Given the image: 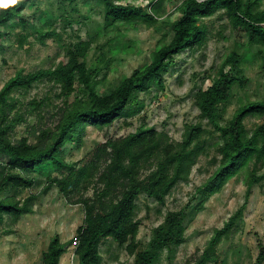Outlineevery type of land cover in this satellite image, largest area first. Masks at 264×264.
<instances>
[{"label": "rangeland", "instance_id": "1", "mask_svg": "<svg viewBox=\"0 0 264 264\" xmlns=\"http://www.w3.org/2000/svg\"><path fill=\"white\" fill-rule=\"evenodd\" d=\"M113 1L142 6L145 12H149L150 5L156 0ZM179 1L163 0L162 13L155 24L117 23L108 27L105 26L104 6L98 0H77L71 4L58 0H30L21 12L27 20L25 28L20 24L11 29L0 27L3 34L0 36V88L18 72L25 74L55 68L66 61L69 47L80 40H90L87 63L95 70L100 67L96 71V88L101 93L106 92L133 68L147 61L163 34L170 36L169 17L177 16L172 13ZM259 5L264 7V0H260ZM15 21L17 23V17ZM44 21L52 24L56 35L41 39L36 29H50L48 25L43 26ZM203 21L208 30L206 44L175 55L173 63L163 73V87L137 94L136 102H140L141 107L132 104L128 115L108 127L84 129L81 144L77 146L73 142L66 147V160L80 161L97 143L125 136L139 127H152L166 134L169 141L178 142L183 139L186 125H202L205 129L199 141L202 151L187 179L176 182L161 202L145 192L137 196L133 218L139 222L138 249L153 237V230L163 222L167 213L178 211L189 203L184 221V241L180 245L162 248L154 264H195L215 232L241 207L228 233L215 244L213 258L206 264H264V255L258 261V257L264 254V165H258L255 175L263 176L250 186L248 196L245 193L249 166L216 188L219 180L211 177L220 164L221 156L215 147L220 141L219 136L205 119L199 117V110L193 103L196 90L210 82L209 77L232 51L242 55L249 50L253 59L242 64L238 81L223 106V123L231 118L240 104L264 98V48L257 55V46L245 49L241 44L245 38L237 36L221 11ZM23 34L26 37L21 39ZM62 91L60 83L48 78L34 82L27 89L13 91L16 107L10 116L19 113L22 120L15 124L11 137L28 134L30 142L35 143L33 132L38 133L46 127L54 129L59 116L57 109L65 100ZM76 96H82L79 85L75 86L68 100L72 101ZM263 120L264 117L248 116L244 122L251 132ZM6 161V155L0 151V163ZM103 164L100 161L91 168L89 180L81 184L80 195L93 197L100 189L97 177ZM149 169L142 170L140 175H146ZM49 172L53 174L54 171ZM31 179L29 187L8 186L0 193L1 196L14 195L20 201L36 195L29 212L16 220L5 215L0 218V264H41L42 254L54 235L58 234L61 242L69 241L83 223V205L73 203L78 194L67 197L55 185L42 192L47 183L46 176L33 173ZM205 184L207 186L203 189ZM74 247L73 244L67 247L60 264H77ZM99 252L101 264H134L135 255L128 256L124 248L111 238L100 240Z\"/></svg>", "mask_w": 264, "mask_h": 264}, {"label": "trees", "instance_id": "2", "mask_svg": "<svg viewBox=\"0 0 264 264\" xmlns=\"http://www.w3.org/2000/svg\"><path fill=\"white\" fill-rule=\"evenodd\" d=\"M29 1L20 0L15 6L0 9V27L11 29L20 24L25 28L27 20L21 12ZM58 1L71 4L77 0ZM98 1L104 6L105 26L108 27H114L117 23L152 25L162 13L163 0L152 3L149 12H145L142 6L116 3L113 0ZM259 2L260 0H180L172 13L177 16L173 19L169 17L170 36L163 34L148 55L147 61L133 68L114 87L103 93L96 88V71L100 67L95 70L87 63L90 40H80L69 47L66 61L55 68L38 69L25 74L18 72L2 85L0 151L6 155L7 161L0 163V193L8 186L29 187L32 184L31 175L40 173L47 179L42 192L55 185L67 197L78 194L73 203L82 204L84 209L83 223L76 229V236L61 242L59 235H54L42 254L41 264H60L61 256L75 239L77 244L73 255L77 264H101V239L111 238L124 248L128 256L135 255L134 264H154L162 248L180 245L184 241V221L189 203L178 211L167 213L163 222L153 230V237L142 249H138L139 222L133 218L135 200L141 192H145L161 202L176 182L187 179L202 151L199 146L205 133L202 125H186L183 139L178 142L169 141L166 134L152 127H139L125 136L97 143L77 162L66 160V147L73 142L79 146L84 129L91 127L100 130L108 127L115 120L128 115V108L132 104L141 107L142 104L136 102L137 94L163 87V73L173 63L175 55L206 44L208 30L203 19L212 17L217 12L221 11L237 36L245 38L241 43L245 49L257 46L255 55L261 53L264 48V7H260ZM15 17L18 19L17 23ZM47 25L50 29H36L41 39L56 35L52 24L44 21L43 26ZM1 35L3 34L0 32ZM25 37V34L21 35V39ZM252 59L249 50L242 55L230 52L215 74L209 77L210 82L205 86L201 85L193 95L199 117L205 119L213 131L218 133L220 140L215 146L221 156L220 164L211 179L219 180L216 187L219 188L228 177L249 166L246 196L250 186L263 176L255 174L258 165H264V120L251 132L247 130L244 120L248 116L264 117V98L240 104L225 123L223 106L228 102L232 88L238 81L237 75L242 70V64ZM44 78L60 83L65 96L57 109L59 116L54 129L46 127L38 133L33 132L35 143L30 142L28 134L12 138L11 131L22 120L19 113L10 116L16 107L12 92L19 88L27 89ZM76 85L81 86L82 96L69 101L68 97L74 93ZM100 161L104 163L97 177L100 189L93 197L80 195L82 182L89 180L91 168ZM51 169L53 174L49 172ZM145 169L150 171L141 176V171ZM202 186L204 189L207 185ZM34 199L36 195H29L23 201L16 199L14 195H0V218L5 215L12 220L18 219L30 211ZM240 211L241 207L215 232L195 264H206L213 258L215 244L222 235L228 233ZM263 255L258 257V261Z\"/></svg>", "mask_w": 264, "mask_h": 264}, {"label": "clouds", "instance_id": "3", "mask_svg": "<svg viewBox=\"0 0 264 264\" xmlns=\"http://www.w3.org/2000/svg\"><path fill=\"white\" fill-rule=\"evenodd\" d=\"M20 3V0H0V9H8Z\"/></svg>", "mask_w": 264, "mask_h": 264}, {"label": "built area", "instance_id": "4", "mask_svg": "<svg viewBox=\"0 0 264 264\" xmlns=\"http://www.w3.org/2000/svg\"><path fill=\"white\" fill-rule=\"evenodd\" d=\"M77 240L75 239L73 242H72V244L75 246L77 243Z\"/></svg>", "mask_w": 264, "mask_h": 264}]
</instances>
